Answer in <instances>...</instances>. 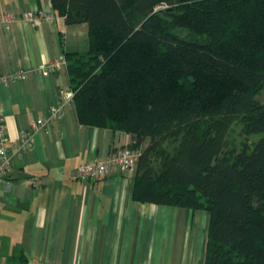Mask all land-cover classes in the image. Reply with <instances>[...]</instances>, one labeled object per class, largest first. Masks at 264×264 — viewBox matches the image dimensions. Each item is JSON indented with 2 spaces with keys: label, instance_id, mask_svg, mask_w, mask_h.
Returning a JSON list of instances; mask_svg holds the SVG:
<instances>
[{
  "label": "trees",
  "instance_id": "16d2710c",
  "mask_svg": "<svg viewBox=\"0 0 264 264\" xmlns=\"http://www.w3.org/2000/svg\"><path fill=\"white\" fill-rule=\"evenodd\" d=\"M50 3L88 26V50L64 56L72 103L131 135L132 199L206 211L204 264H264V0ZM236 120L259 135L249 150L228 147Z\"/></svg>",
  "mask_w": 264,
  "mask_h": 264
},
{
  "label": "crops",
  "instance_id": "0c3cea01",
  "mask_svg": "<svg viewBox=\"0 0 264 264\" xmlns=\"http://www.w3.org/2000/svg\"><path fill=\"white\" fill-rule=\"evenodd\" d=\"M24 10L46 15L35 23L16 20L8 32L0 26L8 150V170L0 177V264H204L206 211L133 200L135 168L76 178L80 165L107 160L131 135L80 124L72 102L50 117L59 91L70 89L69 76L67 64L42 68L66 53H85L88 26L67 25L50 0H0V12ZM18 72L24 77L10 79ZM34 118L47 125L29 131ZM25 131L31 147L21 152Z\"/></svg>",
  "mask_w": 264,
  "mask_h": 264
},
{
  "label": "built area",
  "instance_id": "2783aa9c",
  "mask_svg": "<svg viewBox=\"0 0 264 264\" xmlns=\"http://www.w3.org/2000/svg\"><path fill=\"white\" fill-rule=\"evenodd\" d=\"M46 14L42 10H24L23 12H0V26L9 31L11 25L16 20H23L29 23H35L39 18L44 17ZM67 64L64 56H59L52 59L48 64L42 68L44 72H52L58 70L61 66ZM24 74L18 72L12 74L10 79L23 78ZM73 92L69 90L59 91V103L51 111L50 117H58L61 115L64 107L72 102ZM47 121L43 118H34L30 122L29 131L36 130L38 128L45 127ZM25 131L19 136L18 150L25 151L31 147L30 132ZM6 135H5V123L2 112L0 111V177L6 174L8 170V150L6 148ZM133 141L130 144L117 148L114 153L104 161L92 160L80 165L76 169V178L80 181H90L101 179L108 174L119 173L123 174L136 167L139 152L132 148ZM8 186V185H6ZM8 188V187H7Z\"/></svg>",
  "mask_w": 264,
  "mask_h": 264
},
{
  "label": "rangeland",
  "instance_id": "374dc122",
  "mask_svg": "<svg viewBox=\"0 0 264 264\" xmlns=\"http://www.w3.org/2000/svg\"><path fill=\"white\" fill-rule=\"evenodd\" d=\"M168 9H172L167 5H160L156 7L153 11H165ZM177 34L182 37L191 38V35L187 30L178 29L176 30ZM258 99L264 104V90L259 92L257 95ZM259 135H247L244 132L243 125L240 121L236 120L229 128L227 132L226 139L228 141L229 148H235L236 151H239L243 148H247L248 150L252 148L253 143L258 139ZM144 144V143H143ZM143 144L141 146H143Z\"/></svg>",
  "mask_w": 264,
  "mask_h": 264
}]
</instances>
